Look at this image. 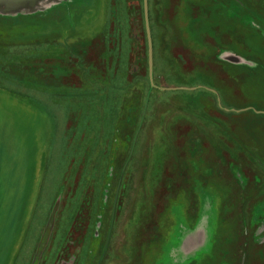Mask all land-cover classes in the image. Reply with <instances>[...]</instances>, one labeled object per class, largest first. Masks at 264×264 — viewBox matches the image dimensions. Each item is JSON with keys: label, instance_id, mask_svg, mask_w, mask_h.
<instances>
[{"label": "rangeland", "instance_id": "obj_1", "mask_svg": "<svg viewBox=\"0 0 264 264\" xmlns=\"http://www.w3.org/2000/svg\"><path fill=\"white\" fill-rule=\"evenodd\" d=\"M147 1L0 0V264H264V0Z\"/></svg>", "mask_w": 264, "mask_h": 264}, {"label": "water", "instance_id": "obj_2", "mask_svg": "<svg viewBox=\"0 0 264 264\" xmlns=\"http://www.w3.org/2000/svg\"><path fill=\"white\" fill-rule=\"evenodd\" d=\"M148 1L145 0V16H146V23H147V32H148V37L151 40V30H150V25H149V15H148ZM151 45V42H150Z\"/></svg>", "mask_w": 264, "mask_h": 264}, {"label": "trees", "instance_id": "obj_3", "mask_svg": "<svg viewBox=\"0 0 264 264\" xmlns=\"http://www.w3.org/2000/svg\"><path fill=\"white\" fill-rule=\"evenodd\" d=\"M124 4H126V0H124Z\"/></svg>", "mask_w": 264, "mask_h": 264}]
</instances>
